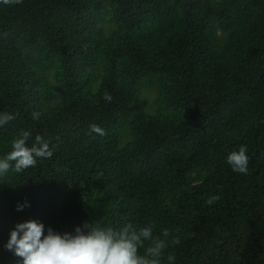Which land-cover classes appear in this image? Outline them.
<instances>
[{"label": "trees", "instance_id": "1", "mask_svg": "<svg viewBox=\"0 0 264 264\" xmlns=\"http://www.w3.org/2000/svg\"><path fill=\"white\" fill-rule=\"evenodd\" d=\"M0 264H264V0H0Z\"/></svg>", "mask_w": 264, "mask_h": 264}]
</instances>
